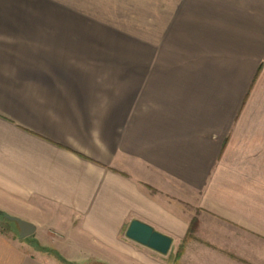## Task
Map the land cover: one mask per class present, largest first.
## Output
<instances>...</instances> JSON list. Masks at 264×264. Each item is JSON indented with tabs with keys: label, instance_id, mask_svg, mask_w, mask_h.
<instances>
[{
	"label": "crops",
	"instance_id": "0c3cea01",
	"mask_svg": "<svg viewBox=\"0 0 264 264\" xmlns=\"http://www.w3.org/2000/svg\"><path fill=\"white\" fill-rule=\"evenodd\" d=\"M0 213V264H264V0H0Z\"/></svg>",
	"mask_w": 264,
	"mask_h": 264
},
{
	"label": "water",
	"instance_id": "95a60500",
	"mask_svg": "<svg viewBox=\"0 0 264 264\" xmlns=\"http://www.w3.org/2000/svg\"><path fill=\"white\" fill-rule=\"evenodd\" d=\"M4 218L7 222L17 226L20 240L31 237L35 232L33 225L28 222L8 215H5ZM125 238L163 256L168 254L172 245V240L169 237L154 231L151 227L139 221H132L129 224L125 232Z\"/></svg>",
	"mask_w": 264,
	"mask_h": 264
},
{
	"label": "rangeland",
	"instance_id": "374dc122",
	"mask_svg": "<svg viewBox=\"0 0 264 264\" xmlns=\"http://www.w3.org/2000/svg\"><path fill=\"white\" fill-rule=\"evenodd\" d=\"M0 232L2 233H6L8 235H11L13 237H17L18 236V228L15 224L13 223H9L7 221H5L4 219L0 218ZM125 234V231L123 232V236ZM183 246L180 248V250L178 252H180L182 250ZM175 259L173 261V258L171 257V260L168 262V264H175Z\"/></svg>",
	"mask_w": 264,
	"mask_h": 264
},
{
	"label": "trees",
	"instance_id": "16d2710c",
	"mask_svg": "<svg viewBox=\"0 0 264 264\" xmlns=\"http://www.w3.org/2000/svg\"><path fill=\"white\" fill-rule=\"evenodd\" d=\"M5 214L3 213H0V218L4 219L5 220ZM6 221V220H5ZM196 225V222L195 221H192L191 225H190V228H189V232H188V237L189 235H191L194 231V227ZM56 257H58V260L62 263V264H68L66 261H64L63 259H61L58 255H56ZM180 257V252L177 253L176 257H175V261H177Z\"/></svg>",
	"mask_w": 264,
	"mask_h": 264
}]
</instances>
